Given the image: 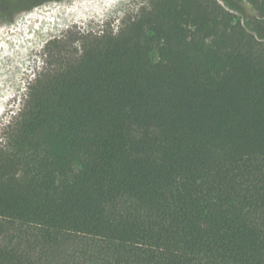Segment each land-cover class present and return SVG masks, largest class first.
Here are the masks:
<instances>
[{"label": "trees", "instance_id": "1", "mask_svg": "<svg viewBox=\"0 0 264 264\" xmlns=\"http://www.w3.org/2000/svg\"><path fill=\"white\" fill-rule=\"evenodd\" d=\"M46 54L0 144V264H264V43L234 13L151 0Z\"/></svg>", "mask_w": 264, "mask_h": 264}, {"label": "rangeland", "instance_id": "2", "mask_svg": "<svg viewBox=\"0 0 264 264\" xmlns=\"http://www.w3.org/2000/svg\"><path fill=\"white\" fill-rule=\"evenodd\" d=\"M42 1L13 6L20 10L12 13L6 9L0 16V144L23 107L29 85L47 67L46 47L51 41L88 33H116L151 0ZM219 1L264 43V18L257 11L245 0H231L241 11Z\"/></svg>", "mask_w": 264, "mask_h": 264}, {"label": "bare ground", "instance_id": "3", "mask_svg": "<svg viewBox=\"0 0 264 264\" xmlns=\"http://www.w3.org/2000/svg\"><path fill=\"white\" fill-rule=\"evenodd\" d=\"M4 50H5V48H4ZM3 53V52H2ZM11 54V53H10ZM2 55V54H1ZM7 55V54H6ZM4 56V55H3ZM9 59V58H8ZM5 60V59H4ZM1 62V61H0ZM5 63V62H4ZM1 64V63H0ZM2 68V67H1Z\"/></svg>", "mask_w": 264, "mask_h": 264}]
</instances>
